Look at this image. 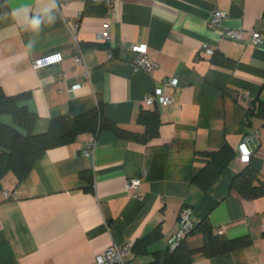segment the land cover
I'll use <instances>...</instances> for the list:
<instances>
[{
	"label": "crops",
	"instance_id": "crops-1",
	"mask_svg": "<svg viewBox=\"0 0 264 264\" xmlns=\"http://www.w3.org/2000/svg\"><path fill=\"white\" fill-rule=\"evenodd\" d=\"M215 8L228 16L212 30L207 21ZM227 28L241 30L242 41L224 38ZM252 32L262 35L256 46L248 42ZM133 44H144L158 65L151 74L134 69ZM53 52L62 54L59 64L32 67ZM167 78L177 80L167 90L173 102L146 106L144 98ZM0 89L6 96L29 94L33 134L100 99L109 120L139 135L83 134L43 153L25 176L8 172L0 190V264H93L108 247L156 230L146 253L124 258V264H150L155 252L167 249L185 208L215 234L247 239L209 257L202 234L192 233L184 240L187 264H264V197L246 199L230 187L247 165L264 181V116L245 122L249 104L264 106V0H71L59 7L53 0H0ZM142 110L155 111L159 120L147 140L138 121ZM0 119L12 124L8 115ZM253 135L257 144L245 162L238 148ZM223 147L235 156L204 191L193 177L205 167L218 172L205 153ZM83 172L92 173V191ZM136 177L139 188L128 191Z\"/></svg>",
	"mask_w": 264,
	"mask_h": 264
},
{
	"label": "trees",
	"instance_id": "trees-1",
	"mask_svg": "<svg viewBox=\"0 0 264 264\" xmlns=\"http://www.w3.org/2000/svg\"><path fill=\"white\" fill-rule=\"evenodd\" d=\"M28 99V93L6 96L0 89V117L8 115L12 119V124L4 123L0 119V190L1 181L8 172H13L18 177L25 176L43 153L72 144L83 134H93L96 137L99 132L106 130L119 138L139 137L109 120L106 117V104L100 99L95 108L79 115L71 113L54 118L50 121L45 133L33 134L32 127L36 115L27 109ZM254 115L264 116L262 103L249 104L245 122L248 123L250 117ZM138 121L146 128L142 140H147L155 135L156 127L159 124L155 111L142 110L139 113ZM205 155L211 163L216 165L218 172H213L205 167L193 177V181L204 191H207L219 179L221 171L235 156V153L229 148L223 147L216 151L206 152ZM80 177L86 181L87 190L92 191V173L83 172ZM230 187L246 199L264 197V181L249 165L233 177ZM195 232L202 234L204 239L202 250L209 257L238 249L247 243L245 238L229 240L218 233L215 234L206 219L200 223L194 222L189 230V235ZM158 236V232L154 230L136 240L131 252L146 253L147 248L158 239ZM190 253L184 246V240L173 249L168 244L164 252L154 253L155 259L150 264H187L190 261Z\"/></svg>",
	"mask_w": 264,
	"mask_h": 264
},
{
	"label": "built area",
	"instance_id": "built-area-1",
	"mask_svg": "<svg viewBox=\"0 0 264 264\" xmlns=\"http://www.w3.org/2000/svg\"><path fill=\"white\" fill-rule=\"evenodd\" d=\"M71 0H53L57 7L61 5H65L69 3ZM99 1V0H94ZM109 5L113 3V0H104ZM228 16L227 12L224 10H220L215 8L211 14L210 19L207 21V25L209 29H220L221 23ZM108 30L109 25L104 26V33H102L104 39H108ZM221 34L224 38L234 40L236 42H241L243 39L242 31L236 29H223ZM262 41V35L259 32H252L250 34L249 43L252 45H258ZM131 51L134 54L133 67L136 70L144 71L147 74H151L158 68V65L152 62L149 59L147 48L144 44H133L130 46ZM201 51L204 52L207 56H212L213 51L208 48L206 45L201 46ZM62 54L59 52L49 53L43 56L36 58L32 67L36 70L57 65L62 61ZM75 61L80 63L82 61V57L77 55ZM177 87L176 78H167L162 80L155 91L152 94H149L144 98V104L146 106H151L154 103L159 104L161 107H165L170 105L173 102V96L167 93V90L174 89ZM254 143H256L255 136L246 137L238 148V157L241 160L247 162L250 157L254 154ZM94 145V140L87 144L86 152L91 150ZM140 177H136L128 180L126 188L128 191H134L139 188L140 185ZM138 194L133 193L132 196L136 197ZM6 198H11L12 195L8 192L5 193ZM194 218L192 217V211L189 208H185L180 212L179 215V228L177 232L171 236L169 239V246L171 249L175 248L181 241L185 240V238L189 235V230L194 225ZM133 243L126 242L122 245H112L108 247L102 254H98L95 256V260L93 264H124V258L131 252Z\"/></svg>",
	"mask_w": 264,
	"mask_h": 264
},
{
	"label": "clouds",
	"instance_id": "clouds-1",
	"mask_svg": "<svg viewBox=\"0 0 264 264\" xmlns=\"http://www.w3.org/2000/svg\"><path fill=\"white\" fill-rule=\"evenodd\" d=\"M33 24H34V25H39V20H38V19H34V20H33Z\"/></svg>",
	"mask_w": 264,
	"mask_h": 264
}]
</instances>
